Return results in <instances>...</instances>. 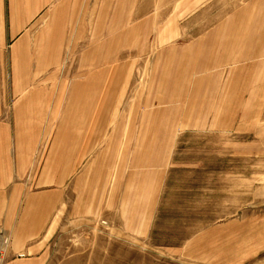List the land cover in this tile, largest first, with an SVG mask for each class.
I'll list each match as a JSON object with an SVG mask.
<instances>
[{"label":"rangeland","instance_id":"1","mask_svg":"<svg viewBox=\"0 0 264 264\" xmlns=\"http://www.w3.org/2000/svg\"><path fill=\"white\" fill-rule=\"evenodd\" d=\"M91 2L92 35L63 34L52 72L61 115L79 96L76 111L97 123L93 157L62 178L46 264H264V0ZM0 4L19 10L20 1ZM12 21L6 41L0 34L6 56L22 40L35 57L43 21ZM117 32L127 48L95 49ZM102 55L108 65L96 63ZM107 69L116 81L100 92L86 79ZM104 89L108 98L97 97ZM89 163L108 165V185L101 189L98 171L81 193L76 173ZM148 176L156 185L148 231L133 234L127 213Z\"/></svg>","mask_w":264,"mask_h":264},{"label":"crops","instance_id":"2","mask_svg":"<svg viewBox=\"0 0 264 264\" xmlns=\"http://www.w3.org/2000/svg\"><path fill=\"white\" fill-rule=\"evenodd\" d=\"M19 1V10L5 9L4 5L2 9L0 4V34L4 33L5 41L7 18L16 22L18 18L36 17L39 24L41 20L43 23L38 29L41 39L35 57L28 56L27 49L24 52L22 40L10 46L11 56H6L7 48L0 43V51L5 50V56L0 57V236L7 239L4 264H46L50 256L48 243L60 224L62 178L93 157L89 148L93 140L91 132L97 125L94 121L84 122L82 112L76 111L79 96L70 99L74 107L68 106L67 113L61 115V76L52 70L62 63L63 50L58 49V44L63 34L78 35L84 27L83 35H92L91 24L85 19L93 16V9L91 0L90 3L88 0ZM101 13V18L108 17ZM78 18L82 20L78 22ZM11 24L17 25L13 21ZM101 32L99 35L103 36ZM124 34L117 32L116 41H102L95 49L127 48ZM106 58L97 57L96 63L108 65ZM89 75L86 80L100 82V92L107 89L105 83L116 81L110 78L108 69ZM105 91L96 96L108 98ZM81 130L90 132L80 135ZM93 160L98 162L99 157ZM85 167L76 173L80 180L84 178L81 193H87L89 188L86 178L98 171L102 177L101 189L105 182L108 185V165L101 164L98 169L97 164L89 163ZM150 182L148 176V185H136L133 190L140 193L134 208L135 197H132V208L127 213L133 219L129 230L133 234L143 235L148 231L151 202L156 193V185ZM104 190L107 194L108 187Z\"/></svg>","mask_w":264,"mask_h":264},{"label":"built area","instance_id":"3","mask_svg":"<svg viewBox=\"0 0 264 264\" xmlns=\"http://www.w3.org/2000/svg\"><path fill=\"white\" fill-rule=\"evenodd\" d=\"M1 235V232H0ZM7 245V239H4L2 236H0V257H3L4 249Z\"/></svg>","mask_w":264,"mask_h":264}]
</instances>
